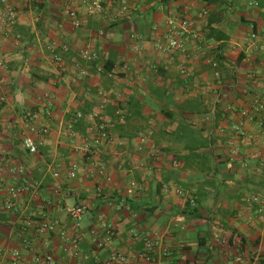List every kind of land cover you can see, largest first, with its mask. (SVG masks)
<instances>
[{
    "label": "crops",
    "instance_id": "crops-1",
    "mask_svg": "<svg viewBox=\"0 0 264 264\" xmlns=\"http://www.w3.org/2000/svg\"><path fill=\"white\" fill-rule=\"evenodd\" d=\"M90 1L5 0L15 22L0 30V264L15 251L21 264L43 253L145 264L144 237L166 249L160 264H264V214L245 202L264 198V0H127L116 20V5L88 13ZM168 18L190 20L200 40L161 50ZM26 118L46 128L35 154L21 147ZM9 185L29 187L15 211L3 206ZM72 205L84 206L77 227ZM50 221L53 232L38 230ZM60 231L78 238L76 254Z\"/></svg>",
    "mask_w": 264,
    "mask_h": 264
},
{
    "label": "built area",
    "instance_id": "built-area-1",
    "mask_svg": "<svg viewBox=\"0 0 264 264\" xmlns=\"http://www.w3.org/2000/svg\"><path fill=\"white\" fill-rule=\"evenodd\" d=\"M108 4L109 6L116 5L115 10L113 11L112 19H121L127 14V0H91L89 3L86 4V11L88 13H100L103 11L102 5ZM0 4L3 5V10L0 11V30L4 32H8L10 28L13 26L15 22V14L13 10L5 4V0H0ZM249 5H253V1L249 0ZM66 15L71 19L72 24L74 27H78L80 25V21L76 18L74 11L66 10ZM201 15H204V12H201ZM193 23L186 19V18H168L165 21V30H164V45L161 50L167 51H176V52H183L185 51L186 44L188 43H195L200 40L199 35L195 30L192 28ZM253 37V36H252ZM137 49V47H135ZM96 58L95 54L89 53L87 51H83L80 54V59L84 62H91ZM55 62H59L58 58H53ZM4 63L3 60L0 59V70L3 69ZM180 73L183 74L184 70H180ZM113 73H107V77L111 78ZM4 102L2 96H0V105ZM258 109L264 111V102L258 104ZM244 115V113H241ZM81 114L76 113L75 117L72 121L68 122L65 126V133L68 140L73 142L76 140V135L72 131V126L78 120L81 119ZM27 127V133L23 134L20 138L21 147L25 150L28 154H35L37 151L36 142L34 136L36 135H43L46 133V128L44 127H36L35 125L31 124L29 120L26 118L24 119ZM2 129V121L0 119V134ZM97 137L100 140H105L107 138L103 126H97ZM81 151H87V144L83 143L82 147L80 148ZM75 164H70L67 169V176L72 178L74 176L75 171ZM4 170V169H3ZM8 171L11 169L8 167ZM19 172V168H15L14 172ZM3 175V171L0 168V190L3 188V182L1 180ZM53 178H57V172L52 173ZM130 187H133L132 184ZM29 191L28 187H18L16 185H9L4 186V199H3V206L6 210L15 211L16 209V202L19 195L23 192ZM132 189H128L126 192L130 194ZM247 204L256 203L259 204L257 208L258 213L264 214V198L259 201L256 197H251V199L247 198L245 200ZM66 215L71 220L74 227H77L81 221V217L84 213V206L82 205H72L66 208ZM57 223L55 221L50 222H41L38 226V230L41 232H53ZM59 238L61 240V244L63 246V251H66L68 247L69 254L74 255L76 254L77 247H78V238L76 237H68L66 236L64 231L59 232ZM141 242V249L139 252L136 253L135 259L144 262L145 264H160L161 260L166 257L167 251L165 248L161 247L158 240L153 237H144L140 240ZM12 258L14 264H21L22 259L18 252L12 253ZM29 264H53L52 258L48 254H32L29 259ZM126 256L121 253H110L107 258L104 260L102 264H126ZM97 264V262L93 263ZM240 264H245L240 262Z\"/></svg>",
    "mask_w": 264,
    "mask_h": 264
},
{
    "label": "rangeland",
    "instance_id": "rangeland-1",
    "mask_svg": "<svg viewBox=\"0 0 264 264\" xmlns=\"http://www.w3.org/2000/svg\"><path fill=\"white\" fill-rule=\"evenodd\" d=\"M82 152H84V151H82ZM19 187V186H18ZM29 188V187H28Z\"/></svg>",
    "mask_w": 264,
    "mask_h": 264
}]
</instances>
